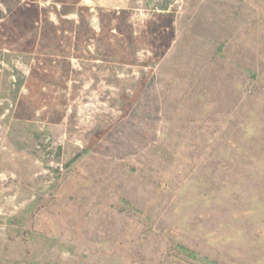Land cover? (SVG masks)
I'll use <instances>...</instances> for the list:
<instances>
[{
    "label": "rangeland",
    "instance_id": "374dc122",
    "mask_svg": "<svg viewBox=\"0 0 264 264\" xmlns=\"http://www.w3.org/2000/svg\"><path fill=\"white\" fill-rule=\"evenodd\" d=\"M0 264H264V0H0Z\"/></svg>",
    "mask_w": 264,
    "mask_h": 264
}]
</instances>
